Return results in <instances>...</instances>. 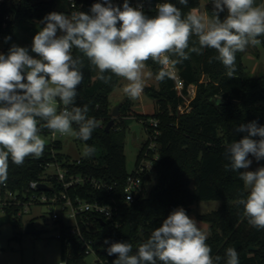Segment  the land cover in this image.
Segmentation results:
<instances>
[{
	"label": "clouds",
	"instance_id": "obj_1",
	"mask_svg": "<svg viewBox=\"0 0 264 264\" xmlns=\"http://www.w3.org/2000/svg\"><path fill=\"white\" fill-rule=\"evenodd\" d=\"M178 2L187 7L189 0ZM210 3L211 15L196 7L182 13L168 0L157 3L151 17L142 3L132 7L129 0H124L122 8L112 0L94 3L90 14L51 12L40 21L43 27L32 40L31 53L38 58L15 44L6 55L0 53V184L8 179L10 160L21 166L26 158L43 154L42 129L88 141L100 127L101 121L88 116L87 105L76 106L85 58L96 70L97 80L107 84L115 76L126 81L123 92L133 101L144 91L143 70L149 60L159 66L155 80L164 82L175 78L173 69L191 53L202 55L205 49H213L217 55L209 63L219 61L227 77H234L236 54L260 45L259 37H264V3ZM10 39L5 37V42ZM236 131L246 134L225 146L229 162L225 167L237 172L243 182L237 203L243 206L247 223L264 230V166L248 170L253 163L249 156L264 160V126L252 121ZM95 151L85 144L82 156L89 158ZM207 239L198 222L178 207L135 251L128 242H113L106 251L117 257L113 264H220L222 259L224 264H239L233 247L225 250L223 258L213 257Z\"/></svg>",
	"mask_w": 264,
	"mask_h": 264
},
{
	"label": "trees",
	"instance_id": "obj_2",
	"mask_svg": "<svg viewBox=\"0 0 264 264\" xmlns=\"http://www.w3.org/2000/svg\"><path fill=\"white\" fill-rule=\"evenodd\" d=\"M58 1L18 0L14 6H8L7 0L0 2L1 52L6 55L13 44L18 45L16 30L20 26L40 22L47 14L57 12ZM97 2L103 3V0H76V7L72 8L69 4L67 14L70 15L73 11L90 14L92 4ZM168 2L175 4L182 13H187L193 7L201 9L200 0H189L187 7L179 4L178 0ZM205 11L211 15L212 6H206ZM144 13L150 17L156 14L155 10ZM5 37L11 39L5 42ZM263 38L259 37L262 42ZM29 52L36 57L31 49ZM74 55L80 54L74 52ZM216 55L215 50L205 49L202 55L191 53L188 60L175 66L177 76L183 83L182 95L188 96V87H195L194 97L182 114H178L177 109L185 101L175 90L174 79L157 82V90L149 87L145 89L156 103L155 112L144 118V121L148 118L158 121L159 134L154 139L158 156L153 160L156 184L147 195L143 189L139 198L129 204L124 203L122 195V187L128 174L124 155L125 132L117 124L106 131V125L110 121L108 98L119 78L113 76L105 84L95 78L90 62L86 58L83 60L84 78L77 90L76 106L87 105L88 116L101 121V125L93 131L88 141L78 140L84 146L87 144L94 147L96 151L89 158L82 157L80 163H69L70 157L61 153L62 144L57 142L55 157L58 161H65L63 166L69 170V174L88 175L118 183L111 195L88 187L69 188L65 193L71 200L80 198L105 204L115 201L120 209L117 226L104 220H97L95 227L89 230L81 225L86 238L102 242L108 240L106 249L113 242H128L135 251L174 209L183 207L189 215L195 202L220 201L221 205L217 210L198 215L200 220L208 224L206 243L211 247L213 257L219 255L223 258L225 250L233 247L238 252L239 264H264V230H257L247 223L243 206L237 203L243 192V182L237 172L226 170L225 167L229 163L225 146L243 138V132L236 131L237 127L252 121L264 126V74L250 79L243 78L242 53H237L236 72L234 77L229 78L222 63L214 59L209 63V59ZM146 66L155 78L159 66L151 60L146 62ZM57 102L60 108L61 105ZM167 108L172 113H168ZM135 117L141 119L142 115L136 114ZM145 127L148 134L153 135V129L147 124ZM149 143L150 139L147 138L137 155L135 166ZM152 155L153 152L149 151L148 157L152 158ZM50 156V149L46 148L39 158L28 157L21 166L10 160L8 179L6 183L0 184V198L7 191L19 194L24 191L30 181L36 180L43 173L44 164L51 161ZM148 175L143 176V183ZM19 208L14 206L3 210L14 220V227L23 228L21 218L15 217ZM60 229L65 232L67 228L61 224ZM61 247L62 262L86 264L77 238H72L67 249L62 243ZM251 247L255 249L251 250ZM101 256L109 264H113L117 258L108 254ZM220 264H224L223 259Z\"/></svg>",
	"mask_w": 264,
	"mask_h": 264
},
{
	"label": "rangeland",
	"instance_id": "obj_3",
	"mask_svg": "<svg viewBox=\"0 0 264 264\" xmlns=\"http://www.w3.org/2000/svg\"><path fill=\"white\" fill-rule=\"evenodd\" d=\"M4 0H0L2 2ZM18 0H7L8 6L16 5ZM202 6L211 3L209 0H200ZM259 4L264 3V0H255ZM69 9V0H59L57 3V12L65 13ZM43 27L40 22L30 25H22L16 30V38L18 39V46L27 47L31 49L33 37ZM264 39V38H263ZM0 53L1 49H0ZM38 58V57H35ZM242 59L244 65L243 78L250 79L264 74V42L260 45L249 46L246 51L242 52ZM96 75V70L93 69ZM144 91L139 99L133 101L128 98L124 92L123 87L127 83L122 78H119L118 84L109 95V114L112 119V111L118 107V115L114 118L113 127L117 124L122 127L125 132V146L124 155L127 172H132L135 169V161L137 155L143 144L148 138V131L144 124L145 116H151L156 110L155 101L149 97L145 92L148 87L151 89H158V83L153 77L151 70L145 66L144 70ZM151 74V75H149ZM58 104V102H57ZM158 106V105H157ZM168 113H172L170 108H167ZM136 114L142 115L139 119ZM246 133H243V136ZM62 150L66 156L71 160H77L82 156L84 145L75 137L64 136L61 139ZM253 160L252 165L248 170L254 171L258 167L263 166V160L257 162L254 157L249 156ZM52 168L49 169L51 171ZM148 179L144 181V190L147 195L148 192L156 184V173L152 165H149L147 172ZM220 201H199L195 202L189 212V216L198 222V226L207 234L208 224L198 218L200 214L210 213L220 207ZM59 209L48 206L39 205L32 206L21 215L23 228L14 227L11 224H3L0 226V264H61L62 247L59 240L56 239L57 229L52 221V213ZM5 215L0 202V217ZM28 222H33L37 229L45 230L46 232L39 236L29 235L24 233V227ZM69 223L70 220L67 219Z\"/></svg>",
	"mask_w": 264,
	"mask_h": 264
},
{
	"label": "built area",
	"instance_id": "obj_4",
	"mask_svg": "<svg viewBox=\"0 0 264 264\" xmlns=\"http://www.w3.org/2000/svg\"><path fill=\"white\" fill-rule=\"evenodd\" d=\"M123 2L124 0H112L113 4L121 8ZM138 3L143 4V11H153L155 10L156 4L162 2L153 0H129V4L132 7H135ZM69 4L72 8L76 7V0H69ZM173 73L175 77V90L185 101V104L179 106L177 109L178 114H182L194 97L195 87H188V96L182 95L183 83L177 76L175 69H173ZM61 107L62 105L60 108ZM144 122L149 128L153 129V135H148L150 143L144 150L141 160L137 166H134L135 169L132 172H128L125 178L122 187V195L124 203L126 204L132 203L136 195L143 191V176L147 174L149 165L153 166V160L157 159L158 156L157 145L154 141L159 134L157 131L158 121L154 118H148ZM41 135L51 143L49 147H45V149H50L51 161L44 164L43 173L36 180L30 181L26 189L20 194L7 191L4 197L0 198L2 208L19 206L20 208L15 214L16 218H21V215L32 206L45 204L59 209L58 213H52L51 218L57 229L56 239L63 244L65 249L71 245L72 238H77L80 242L86 264H109V261L104 259L101 256L102 254L99 253L100 249H106L104 242L86 238L81 231V225L89 230L95 227V222L97 220H104L117 226L120 219L119 205L115 201L110 204H105L98 201L89 202L88 200L80 198L71 200L65 191L73 187H88L111 195L118 187V183L115 181H105L88 175L69 174V170L63 166L65 161H58L55 157L56 143H61V139L64 136L58 133L54 134L47 129H42ZM149 151L153 152L152 158L148 157ZM81 158L77 160L70 159L68 162L80 163ZM50 168H52L51 171H49ZM40 184L46 186L49 190L39 189ZM67 219L70 220L69 223ZM61 224L67 228L65 232H61ZM61 264H65V262H61Z\"/></svg>",
	"mask_w": 264,
	"mask_h": 264
},
{
	"label": "water",
	"instance_id": "obj_5",
	"mask_svg": "<svg viewBox=\"0 0 264 264\" xmlns=\"http://www.w3.org/2000/svg\"><path fill=\"white\" fill-rule=\"evenodd\" d=\"M120 106H121V104L112 111V114H111L112 115V119L106 125V131H109L110 128L113 126L114 118L117 117ZM45 141H46V146L45 147H49L50 144H51L50 141L47 140V139H45ZM39 189H41V190H49V188H47L46 186L41 185V184L39 185ZM136 198H139V194L136 195ZM3 224H11L13 226L15 225V222L11 218L10 214H5L3 217H0V226L3 225ZM45 232H46L45 230L37 229L33 222H28L25 225V227H24V233L25 234H29V235L39 236V235L44 234ZM250 249L254 250L255 248L251 247ZM99 253L102 254V255H106L107 251H106V249H100Z\"/></svg>",
	"mask_w": 264,
	"mask_h": 264
},
{
	"label": "crops",
	"instance_id": "obj_6",
	"mask_svg": "<svg viewBox=\"0 0 264 264\" xmlns=\"http://www.w3.org/2000/svg\"><path fill=\"white\" fill-rule=\"evenodd\" d=\"M209 2H210V0H209ZM200 6H201V11H205L206 6H210V5L205 4V5L202 6L201 1H200ZM205 12H206V11H205Z\"/></svg>",
	"mask_w": 264,
	"mask_h": 264
}]
</instances>
